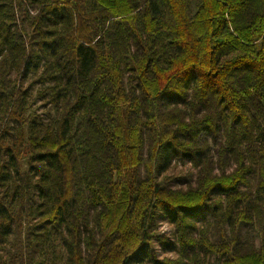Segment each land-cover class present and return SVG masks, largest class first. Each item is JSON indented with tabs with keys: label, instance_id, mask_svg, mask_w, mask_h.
Segmentation results:
<instances>
[{
	"label": "trees",
	"instance_id": "obj_1",
	"mask_svg": "<svg viewBox=\"0 0 264 264\" xmlns=\"http://www.w3.org/2000/svg\"><path fill=\"white\" fill-rule=\"evenodd\" d=\"M0 264H264V0H0Z\"/></svg>",
	"mask_w": 264,
	"mask_h": 264
},
{
	"label": "rangeland",
	"instance_id": "obj_2",
	"mask_svg": "<svg viewBox=\"0 0 264 264\" xmlns=\"http://www.w3.org/2000/svg\"><path fill=\"white\" fill-rule=\"evenodd\" d=\"M177 163V171L175 175L171 174V182L170 185L173 187H183L188 183H192L193 177L187 173L189 170L190 164L188 162L182 163V162H175V159H172L169 165V168L174 164ZM173 231L174 227L168 222H162L159 226V232L160 234H165L169 238L173 237ZM154 249L156 250V254L158 259L162 260L163 257L169 256L173 258L175 256V252L172 250V248L167 249V252L163 250L161 245L157 242L154 243L153 245Z\"/></svg>",
	"mask_w": 264,
	"mask_h": 264
}]
</instances>
